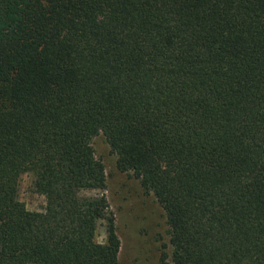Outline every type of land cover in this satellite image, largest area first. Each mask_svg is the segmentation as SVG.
Returning <instances> with one entry per match:
<instances>
[{"label": "trees", "instance_id": "trees-1", "mask_svg": "<svg viewBox=\"0 0 264 264\" xmlns=\"http://www.w3.org/2000/svg\"><path fill=\"white\" fill-rule=\"evenodd\" d=\"M99 136L160 264H264V0H0V264H120Z\"/></svg>", "mask_w": 264, "mask_h": 264}, {"label": "rangeland", "instance_id": "rangeland-1", "mask_svg": "<svg viewBox=\"0 0 264 264\" xmlns=\"http://www.w3.org/2000/svg\"><path fill=\"white\" fill-rule=\"evenodd\" d=\"M96 156L104 163L107 188L103 192L89 191L87 196L105 194L110 210L116 217L121 240L120 264H160L164 253H171L167 216L155 196L147 193L130 173H122L116 166V157L110 152L104 138L93 141ZM33 177L23 175L19 198L30 211H42L45 197L33 188ZM97 241H106V223L98 222Z\"/></svg>", "mask_w": 264, "mask_h": 264}]
</instances>
